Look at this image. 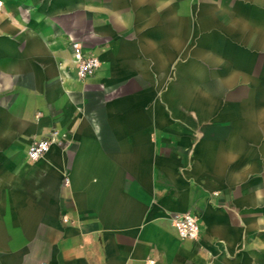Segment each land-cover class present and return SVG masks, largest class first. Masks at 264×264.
Masks as SVG:
<instances>
[{"label": "crops", "instance_id": "crops-1", "mask_svg": "<svg viewBox=\"0 0 264 264\" xmlns=\"http://www.w3.org/2000/svg\"><path fill=\"white\" fill-rule=\"evenodd\" d=\"M68 3L0 9V264H264V0Z\"/></svg>", "mask_w": 264, "mask_h": 264}, {"label": "built area", "instance_id": "built-area-1", "mask_svg": "<svg viewBox=\"0 0 264 264\" xmlns=\"http://www.w3.org/2000/svg\"><path fill=\"white\" fill-rule=\"evenodd\" d=\"M4 0H0V7H3ZM70 46L74 62L76 64L77 76L79 79H84L93 74L100 66V60L97 56L84 52L82 45L75 39H71ZM63 141L60 134L56 130H52L47 135L33 140L27 147L26 157L29 161H38L42 159L54 145H60ZM65 182L68 179L65 178ZM66 222L67 219L64 217ZM172 226L177 232V235L182 240L194 241L197 240L201 233V223L192 212H185L183 214L174 216L172 219Z\"/></svg>", "mask_w": 264, "mask_h": 264}, {"label": "water", "instance_id": "water-1", "mask_svg": "<svg viewBox=\"0 0 264 264\" xmlns=\"http://www.w3.org/2000/svg\"><path fill=\"white\" fill-rule=\"evenodd\" d=\"M78 2H80V0H70V3H68V4L72 7H75ZM55 10L60 11V10H62V7L60 5H58L55 7Z\"/></svg>", "mask_w": 264, "mask_h": 264}, {"label": "rangeland", "instance_id": "rangeland-1", "mask_svg": "<svg viewBox=\"0 0 264 264\" xmlns=\"http://www.w3.org/2000/svg\"><path fill=\"white\" fill-rule=\"evenodd\" d=\"M0 9H2V7H0ZM100 25H98L97 24V22H94V24H93V29L94 30H97L98 29V27H99ZM77 41V40H76ZM80 43V42H79ZM81 44V43H80ZM239 259V258H238ZM239 264L241 263V258H240V260H239V262H238Z\"/></svg>", "mask_w": 264, "mask_h": 264}]
</instances>
